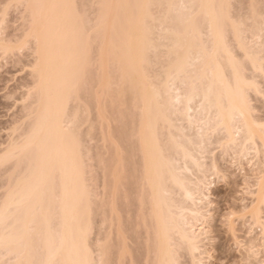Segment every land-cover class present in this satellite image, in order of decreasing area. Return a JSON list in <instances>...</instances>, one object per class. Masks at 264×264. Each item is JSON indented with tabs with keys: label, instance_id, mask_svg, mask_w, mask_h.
I'll use <instances>...</instances> for the list:
<instances>
[{
	"label": "bare ground",
	"instance_id": "bare-ground-1",
	"mask_svg": "<svg viewBox=\"0 0 264 264\" xmlns=\"http://www.w3.org/2000/svg\"><path fill=\"white\" fill-rule=\"evenodd\" d=\"M18 1L19 4L25 5L24 9L29 16L27 21L25 19L27 22V32L25 33V30L23 31L26 37L25 44H27V42L33 44L31 52L34 57L32 62H30V68L28 67L33 79L32 84H30L31 86L28 87L29 89L26 87L28 91L25 92L26 96H29L28 99L32 97V100L29 107H27V112H25L26 118L30 120V122L28 121V129L26 128L27 131L25 133L23 131L21 135L22 138L19 142L15 143L16 140L15 142L11 140L12 142H8L0 151V163L8 159H13L16 171H21V176L15 171V176L16 174L19 175L17 180L15 177L16 182H13L14 184L12 185L10 179L9 183L11 182V184H8L9 188L6 186L2 192L3 194H1L3 199L1 198L2 201L0 200V264H33L34 259L36 262L35 264H37L36 260L39 259H37L39 255L34 259H32V257L38 249L35 250L34 248L38 247L41 242L40 239H42V242L39 246L44 251L43 255H45L41 256L43 262H38L39 264H92V260L96 259L95 261H97L98 259H92L93 246L90 239H88V235L91 233L90 227L92 228V225H90V221L92 220L90 215H92V211L89 205L92 203L90 202L91 200L89 201L88 199L92 193H89L91 194L89 196L88 191L90 187H88L83 177L86 173L85 169L87 168L83 169V167H85L83 166L85 161L80 162L81 159H84L82 158L84 157L83 153L81 154L84 150L82 149V151H80L81 149L79 147L81 146L80 144L83 138L81 142L75 138L80 128L79 125H81L77 124V122H81L78 121V119L80 120L78 117L81 116L82 118V116H84L82 114L87 113H82V111L78 109V106L75 107L74 110L71 105L69 106V103H71L70 100L75 97L80 88L82 89V85L85 82L87 83L89 78L97 76V73L93 76L91 70V67L93 68L94 66H88L89 63H92V61L89 62V59H91L93 54L90 53L92 50L90 48V46H92L90 42H94L98 48H102V46L105 47L106 45L108 53L112 55V58L109 54L107 57L113 59L115 63L114 64L111 60L113 66L115 65V67L111 66L112 69L118 68L122 71L119 72L116 70L118 73L123 74H119L121 79L124 77L125 81L127 80L128 89H132L130 90L131 94L134 91V94L130 96H134V98L141 103L140 105H135L138 108L133 107V112L134 110H136V112L138 111L135 114H138L139 117L137 116V118H140L141 124L138 125V127L135 126V130H132V132L129 131L132 134L125 139V144H127V142L130 144V149L127 146L129 153L127 150L121 151L126 146L123 143L125 146L123 148L120 147L122 144L120 141L124 138L119 139L121 144L119 142L118 144L114 143L115 147L116 145H118V147H114L115 151L113 149L114 152L111 154L119 156H111L117 160H114L115 162L112 163V166L113 164L115 165L116 162V165H118L116 168H114L115 166L113 167V171L116 173H112V176L114 175L112 177L114 184L110 186H112L111 188L113 189L112 191L109 190V193L107 192L108 195L111 193V197L104 191L102 194L103 197L112 199L109 201L110 203L113 202V207L115 204V197L117 198L115 200L117 203L119 191L123 193L120 198L124 201V206L130 201L126 200L128 197L126 195L127 193L131 191V194L135 197L134 200L136 203L135 201L134 203L137 207H135V205L133 206L140 212L139 214V212L136 211L137 214H139V221L142 223L146 221L145 231L142 230L143 227L140 225V227H138V224H136L138 220H135L136 222L134 224V221L131 223L133 226L137 225L139 230L141 228L142 231L137 230L139 231V235L144 231L143 234L145 235V239H143V243H146V246L143 251L147 252H145V257L142 255L143 262L146 264L148 260V264H181L179 261L180 255L182 254L181 252L185 250L184 252L190 254L189 257H191L190 260H192V264H203L201 260L197 259V255L201 254V247H203L202 237H204V228L201 224L204 223L205 215L208 210L209 197L207 191L211 181L206 183L202 180L204 179L202 178V173L205 171V158L208 157L206 155L208 151L205 148L203 149L201 144L207 137L208 130L212 129L214 126H219L224 131L223 138L225 139V144L234 147L235 150L238 148L240 151L239 154L242 157H245L248 153L250 154L251 150L253 155L260 153L259 155L262 156V158H260V165H258L260 168L257 167L259 172H256L258 175L255 177L254 181L255 197L253 192L251 194L254 199L250 202V217L253 220L252 224L255 223V225L258 224V226H260L264 223V221H261L264 216L261 215V205L264 204V123L260 124L257 119H255L253 115L254 108H252L248 96V91L250 90L257 95L261 94L262 90H260L258 86L259 82L253 77H257L256 74L261 75L264 71V57L262 56L263 53L259 52L260 49L258 50V47L257 50L254 49L256 47H251L252 49L250 50V46L242 42V34H232L246 62L241 61L240 63L239 60L236 61L235 56V58L233 57V50L230 51L231 49L227 47L229 42L227 44L225 42L228 36L226 35L225 39L223 37L225 34L223 31H227L224 28L233 27L231 30H234V27L237 25L231 21L233 19L229 20L230 15L228 16L227 13L229 4L226 3V5L223 0H187L183 3L184 5H182L181 8L180 5L179 8L174 9L173 7L176 6H173V4H175L177 0H96L97 3L94 2L96 5L98 4L99 7L95 9L97 15L95 14L96 19L94 23L91 26L89 25V30L92 29V34L89 35L86 34L87 32L89 33L87 30L88 27L86 32V27H84L83 24L86 18L84 19V17L81 16V9H79L81 13L77 11V8V10L75 9L72 4L73 0ZM86 2H88V0H86ZM249 7L253 9V13L256 12L254 10L255 6L253 8L251 6ZM84 8H86V6H84ZM155 8L159 10L158 14L160 13V15H157L156 10V12L154 11ZM249 12H251V10H249ZM255 14H257V12ZM248 15H250V13ZM199 16L203 17L202 21H205L204 25L206 24V28L204 27V29H206V32L208 30L209 34H207L210 37L208 40L211 42L210 47H208L210 50L207 51H204L200 44V25L203 23L200 21L202 24L199 25V21H196ZM250 16L254 19L252 13ZM250 16L248 17L250 18ZM242 22L243 20L241 23ZM244 23H242L243 26ZM240 27L239 31L243 32V29L240 30ZM106 31L107 33H111L110 35L108 34L110 37L107 35ZM259 36H261L260 31ZM242 38L244 39V37ZM160 39L161 42H158ZM263 40L261 41L263 43H259L260 41L258 40V43L261 44L259 47H264ZM2 42L0 37V51L3 52V50H6V46L5 44L3 45ZM158 45L164 46L165 49L163 48V51L161 50L162 52H159L161 54L163 53L162 56L166 58L165 63L168 64L166 65L167 68H163L166 67L163 66L164 63L162 61L163 65L162 63H158L163 66H161L163 70L160 66L159 70L163 72L164 81L158 84L159 86L157 87L154 83L151 82L150 84L146 81L145 68L147 70V67H149L148 65L152 63L151 61L153 59L151 57V52L153 56H156L158 49L156 53L154 52ZM100 48L96 51V55H94V58L96 56L99 61L98 68H96L98 69V73L102 74L104 72L106 75L109 74V72L106 73L104 67H108V65H104L103 62H105V59L103 57L105 56H102V54L107 51H105V49L100 50ZM263 49L261 48L262 51ZM159 52L157 54L158 56ZM257 52L262 54L257 55ZM162 56L160 55L159 58ZM157 59L156 61H158ZM243 59L244 58H242V60ZM247 62L249 64L248 68L250 67L253 73H256L255 75L253 74L250 79L246 77V73L245 76L242 72ZM197 66L200 67H198V72L193 75L189 74L187 68H193L195 70ZM242 66L244 67L242 68ZM112 69L110 68L108 70L111 71ZM149 70L150 69H148V72ZM101 74L97 77H101ZM105 75L100 79H95V81H103L106 78L104 82H107L109 79L107 80L108 76L105 77ZM158 77H160V75H158ZM189 78L190 80H197L199 86H197V84L195 85L199 88L193 87V83L192 89L190 88L186 95L184 94V96H181L183 93L181 94L182 91L179 90V84L186 83V80ZM92 79L89 81L91 82ZM98 82H96V84ZM99 83L100 85L104 84L102 82ZM105 84L107 85V83ZM152 84L155 86H152ZM93 85L96 86L95 83ZM120 85L122 88L123 83ZM120 85L118 87H120ZM123 86L125 87V85ZM104 89L103 87L102 90ZM119 89L118 93L120 90L124 91ZM128 89L125 90L127 91ZM107 90L109 91V89ZM103 94L105 93L102 92V95ZM125 94L124 96L122 95V100L125 99ZM76 97L79 99V93ZM105 97L106 96H104V98ZM95 99L97 100V98ZM118 99L119 98L116 100ZM110 100L109 98L108 101ZM116 100L112 99V101ZM105 101L103 100V102ZM78 102L77 105H79ZM111 102L109 103V108L113 105ZM117 102L119 107V102L121 103V101L119 100ZM132 102L135 103L134 101ZM96 103L98 102L96 101ZM100 103L101 107L103 103L99 101V104ZM105 103L104 105H106ZM73 104H75V102ZM104 105L103 108L105 109ZM177 105L180 107L182 105L183 109L178 114L179 118L181 120L186 119L195 129L194 137L185 135L182 128L180 129L181 126L179 125L178 127L177 123L173 122L175 119L180 120L177 115H174L177 114L175 112L176 110H174V108L178 109ZM82 106L84 105H81V107ZM69 107L71 108L69 109ZM113 108H115V106ZM76 109L81 112V115L78 116ZM133 112L131 114H134ZM82 120L84 119L82 118ZM157 121L165 124L168 128V135L163 141L160 140L162 131L158 132L159 130L156 128ZM132 122L130 124H132ZM73 127L78 129L77 133L75 132L76 129L75 131L72 129ZM88 127L91 126L89 125ZM128 128H130V126ZM173 128L176 129L173 131L170 130ZM18 129L19 128H17V131ZM131 129L134 128L132 127ZM20 132H22V130ZM20 132L19 134H21ZM129 132L126 134H129ZM89 135L88 133L87 137ZM131 136L133 138L135 137V139L133 140ZM130 140H133V142ZM135 140L136 142H134ZM257 140L260 141L259 146L261 148L259 146L257 147ZM119 147L122 149L119 150ZM116 151H120L122 154L126 151L130 155L125 157V154L122 155L120 153V155L119 152L116 154ZM137 154L139 156H137L139 161H135L136 163H134L132 157H136ZM126 160L131 163L129 169L125 168L126 165L124 164ZM102 164L104 166L106 163ZM135 165H137L138 169ZM17 167H20V169L17 170ZM106 167L102 169L107 170ZM107 172L109 171L107 170ZM107 172L105 173L107 174ZM135 173H138V175ZM103 175V178L106 180L108 175L106 177L104 173ZM134 175H137V179L134 178ZM191 175L194 179H192ZM132 178L135 180L132 181ZM107 181L108 179L105 181L108 185ZM128 182H130L129 184L131 187L135 184L136 186H133L132 189L128 186L129 184L126 185ZM126 186L130 188L129 192H127L129 188L126 190ZM175 189L177 190L175 193L179 192L177 193L179 199L176 198L174 192L173 195L176 199L172 197V190L175 191ZM105 191L108 190L105 189ZM132 195L129 193L130 199ZM93 198V200L98 199L95 197V194ZM120 200L118 203L122 204ZM87 201L90 203L88 204ZM104 201L108 202V200ZM105 202L103 203L105 204ZM125 202H127V204ZM130 205H127V207ZM103 206L105 207V205ZM122 208L120 212H118L120 208H118V206L116 208L119 215L122 212ZM116 209H111L113 214H115L114 218L117 216V212L113 210ZM124 209H126V207H124ZM92 210H94V208ZM124 211L126 210H123V212ZM104 212L106 211L104 210ZM124 213L128 214V212ZM129 214L126 219H129ZM102 217L104 219L105 215ZM117 217L115 219H117ZM134 217H136V213H134ZM120 218V220L123 219L122 217ZM50 219L54 223L57 221L58 223H55L56 225L53 224V227L49 226ZM126 219L125 221L127 222ZM145 219H147L148 222ZM102 220H100L102 224H104L105 221L108 222V219L105 221ZM118 220H115V222L117 221L116 225L119 222ZM125 221L124 223H126ZM130 222L128 221V223ZM112 223L114 224V222ZM118 226L121 227V225H117L116 229H118ZM122 226H124V224H122ZM142 226H144V224ZM120 227L116 230L117 232L115 231V233H117L115 240L108 241L109 235L114 233H110V229L106 226L107 229H104L108 230L109 235L106 236V234H108L106 231L107 233L105 232V236L101 240L102 242L98 240L100 241L99 244L93 243L96 247L98 245L97 249L100 253L99 260L101 264H115L114 262L111 263L113 261L112 259L109 261L110 255L112 254H115L114 259L115 256H117L115 261L119 264L122 262L123 264L126 263L123 258L125 252L128 254V258H133L130 253L132 251L128 253L125 251V248L128 250L127 248L129 247H125L123 243L125 241L122 240V237L125 239L126 235L124 236V234H122V227L121 229ZM126 227H131V230H135L132 226L126 225ZM262 227L264 228L263 225ZM262 227L260 226V228ZM263 228L262 230H264ZM31 230L33 232H31ZM100 231L103 232V230ZM133 231L131 232L133 235L138 234V232L134 233ZM124 232L126 233L125 230ZM32 233H35V235ZM36 233L41 237L38 235L39 237H37L36 240H39V242L38 244L37 242L36 244L34 243L33 248V242H35L34 236L37 235ZM131 237L133 236H130V238ZM137 237L138 236H136L135 241L139 240ZM98 238L99 237L96 239ZM128 238L127 236V239ZM99 239H101V237ZM133 239H131V241ZM118 240L119 244H117ZM112 241H117L116 244L114 242L112 243V245L114 244L113 247L110 245ZM114 246L117 248V254L115 253L116 249ZM30 247L32 248L31 250ZM112 248L115 249L114 253H112ZM43 251H37V253L39 252L42 255ZM94 252L93 250V253ZM137 258L135 257L136 260ZM135 259H132L131 262L135 261ZM131 262L129 263L131 264ZM183 263L184 262H182V264Z\"/></svg>",
	"mask_w": 264,
	"mask_h": 264
},
{
	"label": "rangeland",
	"instance_id": "rangeland-1",
	"mask_svg": "<svg viewBox=\"0 0 264 264\" xmlns=\"http://www.w3.org/2000/svg\"><path fill=\"white\" fill-rule=\"evenodd\" d=\"M91 1L90 0H88V2H86V0H73L72 1L73 2L72 4L74 5L75 9L77 8L78 10L77 9L76 10L78 12H80V11L82 12V13L80 12L82 15L80 13H78V14L83 16L84 19L86 18L85 22L87 20V22H86L87 26L85 25V22L83 24H84V27H86L85 31H86V29L88 27L87 30L89 31V33L87 31H86L87 33L86 32L85 33L89 34V35L92 34L91 33L92 29L89 30V28L94 23V21L96 19L95 16L97 15V11L95 9H97L99 7L98 4L96 5V3H97L96 0H91ZM177 1H175V4H173V6H176V7H173L174 9L175 8H179L180 5H181L180 6V8H181L182 5H184L183 3H185L187 0H177ZM176 2H177V5H176ZM223 2H225V4L226 3L229 4V8L227 7L228 16L230 15L229 16V20L233 19L231 21H233L235 25L236 24L238 25V26L236 25V27H234L235 28L234 30H231V29H233V27L232 28L231 27L230 28L227 27V28H224L227 31H223V32H225V34L223 33L224 34L223 35L224 39L226 38V35L228 36V38H226L225 42H226V44L228 42L230 43V44L229 43L227 44L228 45L227 47L229 49H231L230 51L233 50L232 51V53H234V54H232L233 57L235 56L236 58L235 57L234 58L236 59V61L239 60L240 63H241V61L246 62L245 61V57L242 54V52L239 49V47L236 45L237 41L234 39V37H232L233 36L232 34H234V35H237V34L244 35V36L241 35V39L243 40L242 42H245L248 46H250V50L252 48H254V47H256L254 49L257 50V47H258V50L260 49L259 52H262L263 54L257 52L258 53L257 55H261L262 54V56L264 57V49H263L264 47L263 46L259 47L261 45L259 43H263L261 41L264 39V24H263V21H264V0H223ZM84 6H86V8H84ZM249 6H251L252 8L255 6L254 10L257 12V14H255L256 12L253 13L252 12L253 9H250ZM24 7H25V5L23 6V4H19L18 0H0V37H1L2 41H3L2 42L3 45L5 44V46H6V50L5 51L4 50H3V52L0 51V151L3 148V146L8 144V142H10L11 140L13 142H15V140H16L15 143L19 142L20 139L22 138L21 135H22L23 131L25 133L27 131V129H28L27 128V126L29 125L28 121L30 122V120L28 118H26V113L25 112H27V109H28L27 107H29V105L31 103V100H32L31 99L32 97H30V99H28L29 96L28 95L26 96L25 92L28 91L26 89V87L28 88V87L31 86L30 84H32V79L33 78H32V75H31V71H29V68H30L29 66L31 65L30 62H32L34 56H33L32 52H31L32 48H33V46H32L33 44H31V42H27V44H25L26 43V41H25V38H26L25 37V33L27 32L26 31L27 30V22L26 21H27V19H29L28 18L29 16H28V13H26L27 11L24 9ZM79 9H81V10L79 11ZM91 9H93V10H91ZM23 10H25V11H23ZM155 10L157 11V15H160V13L158 14L159 10L156 9V8L154 9V11ZM249 10H251V12H249ZM89 13H90V15H89ZM249 13H250V15L252 13V17L254 16V19H252L251 16L248 15ZM157 15H155V16H157ZM248 16H250L251 19ZM200 17L201 16H199L196 19L197 22L199 21L198 22L199 25L203 23L202 25H200L201 26V28H200L201 31L199 33L200 34L199 37H201V38H199L200 41H201L200 44H201V47L203 48V50L207 51V50H210L208 48L211 45V42L208 41L210 37L208 36V34H209L208 30L206 32V29H204V27L206 28V24L204 25L205 21H202L203 17H201V18ZM25 19H26V21H25ZM198 19H200V20H198ZM82 20H83V18H82ZM242 20H243L242 23H244V22L246 23V24L244 23V26L241 23ZM200 21L202 23H200ZM261 21H262V23H261ZM235 22H237V23H235ZM257 26H258V28H257ZM262 26H263V28H262ZM239 27H240V30L243 29V32L239 31ZM155 30H157V29H155ZM259 31H260V35L261 36H259ZM106 33H107V31H106ZM108 34L110 35L111 33H107V35ZM242 37H244V39ZM257 38H259V39H257ZM23 42H24V44H23ZM158 42H161V39ZM90 43L92 45V46H90V48L93 50V51L91 50L90 53H93L92 54L93 58L91 57V59H89L90 60L89 62L92 61V63H89V65L87 63V65L88 66H92V65L94 66L93 68L91 67V70L93 72V76L96 75V73H97V76H100L101 73H98V69H97L99 61L96 58V56L94 58V55H96V51H98L100 47L98 48L97 45L94 42H90ZM229 45H230V47H229ZM103 47L104 46H102V48H100V50L101 49L102 50L105 49V51H107V52L103 51L106 54V55L104 53L102 54V56L106 57V58L103 57L105 59V60L103 59L105 61L103 63H104V65L107 64L108 67H109L108 68L107 66H105L104 70L106 69V73L109 72V74L105 75L104 72L102 74L105 75V77L106 76L110 77V78L107 77V80L108 79L109 80L108 81L106 80L107 82H104L105 79H106L105 78L103 81H100V80L95 81V79H100V78L104 77L102 74H101V77H99V78L97 76H94V77L91 76L94 80L92 78H89L87 80L89 83L85 82L82 85L83 87L84 86L85 87L83 88L81 86L82 89L80 88L79 91L77 92V94L79 93V99H77L78 97H76L77 94L75 95L76 100H75V97L73 98L75 101L73 99H71V100H73L75 102L76 105L73 104L74 102L71 101V100H70L71 103H69V106L71 105V107H73L72 108L73 110H74L75 107L78 106V109L80 111H82V113L83 112L87 113V114L89 113L88 115L87 114H82V115H84V116H82V118L84 120H82L81 116L78 117V118H80V120L78 119V121H81V122H77V124H81V125L83 124L82 126L79 125L80 126L79 130L76 127H73L72 129L74 131L76 129V131H75L76 133H77V130H78L79 134L77 133L75 138L80 140V142H81V140L83 138V140H82V142L80 144L81 146H79V147L81 149L80 151H82V149L84 150L83 152H81V154L83 153V155H84V157H82L84 159H81V157H80V159H81L80 162L85 161L83 163V166H85V167H83V169H85L86 167L88 168V169L87 168L85 169L86 173L84 172L85 174H84L83 177H84V180H86L85 182L88 185V187H90L89 191H88V194L92 193V195L89 194V196L90 195L91 196L88 199L89 201L91 200L90 202L92 204H89L90 202L87 201L88 204L90 205V209L92 211L91 212L92 215H90V217L92 219V220L90 219L92 221V223L90 221V225H92V228L90 227L91 233H89V235H91V236L88 235V237H89L88 239H90L91 244L93 246L92 249L95 251L93 253V250H92V255H91L93 257L92 259L98 258L97 261H95L96 259L92 260V264H99V262H100V260H99L100 253H99V251L97 249L98 245L96 247V245H93V243L99 244L100 241L104 238L105 232L106 231L108 232V230L104 229V228H106V226H107L108 229H110V233H114L115 234V235L111 234L112 235L111 236V235H109V232H108V234H106V236L109 235V240L108 241L110 242L111 240H115V237H116V234H117V233H115V231L118 230L119 227H120V226H118V229H116L117 225H121L122 234H124V236L126 235L125 239H123V237H122V240L125 241V242H123L125 247H129V248H127L129 251L126 250V248H125V251H127V253L130 252V251L133 252V253L130 252L131 253V257H133V258H128L127 257L128 254H126V252L124 251L125 252V256H123L124 262H126L128 264L129 262H131L132 259L134 260L135 257L137 258V256H138L137 260L135 259V261L131 262V264L132 263L133 264H143L144 263L143 262L144 261L143 260V256L146 255L145 252H147V251H145V252L143 251V249H145V246H146V243H143L144 242L143 239H145V235L143 233H144V231L146 229V224H145L146 221H144V223L139 221L140 218L138 217V215L140 214V212L137 211L136 210L137 208L135 209L134 206H133V205H135V207H137V205L135 204L136 201L134 200L135 197L131 194V191H130V188H129V187H131L130 184H129L130 182L126 183V185L129 184L128 185L129 187L126 186L127 187L126 190H128V188H129V190L127 192L130 191L129 193L133 197L131 196V199H130L129 198L130 197L129 193H127V194L125 193L128 196L126 200H130V201H128V204H127V202H125L127 205L131 204L129 207H127V205L124 206V204H123L124 201L122 200V198H120L123 193H120V191H119L117 203L115 201L117 198L115 197V199H114V202H115L114 207H113V204H112L113 202L111 201L112 203H110V201H109V200H112V199L105 198V197H103V194H102L103 191L107 194V192L109 193L113 189V188H111L113 186V184H114V182H113L114 180L112 178L114 175L112 176V173L113 172L115 173V171H113V170L118 165H116V163H117L116 162L115 165L113 164V166H112V163L115 162L114 160H116V159L112 158L111 156L112 155H113V157L114 156H116V157L119 156V155L111 154V153H113L115 151V148L118 147V145H116V147H115L114 143L118 144L119 139H123L124 138L122 141H120V142H122V144L120 142L119 143L121 144L120 147L123 148L126 145L125 146L126 148L124 147V149L121 150L122 148L119 147L120 148L119 150H121V151L127 150V146L129 148L130 144H128V142H127L128 145L125 144V142H126L125 139H127L128 136L130 134H132L129 131L132 132V130H135V128L138 127V125L141 124L140 118L139 119L137 118L138 114L137 115L135 114L138 111L136 112V110H134V112H133V107L135 108L136 107L135 105H140L141 103L137 99H135L134 96H130V95L134 94V91L131 94L130 90H132V89H130V90L128 89L129 87H127L128 86V82H126L127 80L125 81L124 77H123V79H121L120 75H123V74L122 73H118V71L119 72H122V71L117 68V69H114L115 71L118 70V71L115 72L112 69L111 66H113V63H114L113 59H111L112 55L110 53H108V49H107L106 45H105L106 48L105 47L103 48ZM160 48H162V49H160ZM163 48H164V46L162 47V46L158 45L157 48L155 49L156 51L154 50L155 51L154 53L157 52V49H158V52L159 51L162 52ZM261 48L263 49V51L261 50ZM158 52H157V54H158ZM160 52H159V56L157 54H156V56H153V53L151 52V57L153 59V60L151 59L152 63L150 62L151 64L148 65L149 67H147V70L145 68V71H146L145 74H146V78H147L146 81L148 83H150V84H151V82L154 83L157 87L159 86L158 84H160V83H162L164 81V78H163L164 75L162 74L163 73L162 72V70H163L162 67L166 66L168 64V63L167 64L165 63L166 62L165 61L166 58L164 56H162L163 53L161 54ZM108 54H109V56L111 55L110 56L111 58L107 57ZM160 55L163 58L162 57L159 58ZM157 57H158V59H157ZM154 58H155V61H154ZM242 58H244V59L242 60ZM94 59H97V60H94ZM156 59L158 61H156ZM111 60L113 61V63H112ZM161 61L164 63V65H163V63ZM244 62H242V63H244ZM158 63H160V64L162 63L163 66L158 64ZM159 66L160 67L162 66L161 67L162 70H159L160 69ZM244 66H242V68L244 67L242 69L243 70L242 72L244 74L245 73L247 74V76H246V74H245V76L248 77V79L252 78V75L254 73H253V70H251L250 67L248 68V66H249L248 62ZM113 67H115V65ZM198 67L199 66H197V68H195V70L193 68H192L193 70L187 68L188 71H189V74H192V75L196 74L198 72L199 68H200V67L199 68ZM110 68L114 72L112 70L109 71L108 69H110ZM163 68H167V66L163 67ZM88 69H89V67H88ZM148 69H150L151 71L149 70V72H148ZM263 69H264V65H263ZM152 72H154L155 74L152 73ZM263 72L261 73V75L260 74L258 75V74L255 73L257 75V77L259 76L258 78L257 77H253L255 80H257L260 83V84L258 83V86L260 87V90H262L261 94L257 95L252 90L248 91L249 100L251 101L250 104L252 105V108H254L253 109V111H254L253 115H254L255 119H257L258 123H260V124L264 123V76H263L264 73ZM118 75H119V79H118ZM158 75H160V77H158ZM112 78H116V79H112ZM90 79H92L91 82L89 81ZM118 80H120V81H118ZM98 81L104 83V84H102L103 86L100 85V83ZM157 81H159V82H157ZM96 82H98V83L96 84ZM94 83H95L96 86L93 85ZM105 83H107V85ZM122 83H123V85H125V87L122 85V88H121L120 84H122ZM125 83H127V84H125ZM193 83H194V86H193ZM154 84H152V86H155ZM195 84H197V86H199L197 80H195V79L194 80L193 79L190 80V78L186 80V83H180L179 84V86H180L179 90L182 91L181 94L183 93L181 96H184V94L186 95V93L189 92L190 88L192 89V86L196 87V88H199ZM119 85H120V87H118ZM97 86H98V89H97ZM99 87H101V88H99ZM103 87L105 88L104 90H102ZM112 88H113V90H112ZM119 88L124 90L125 92L121 91ZM107 89H109L110 92ZM118 89L120 90L119 93H118ZM125 89H128L127 90L128 92ZM89 90H93V91H89ZM111 91H113V92H111ZM129 91H130V93H129ZM85 92H87V93H85ZM102 92L105 93V94L102 95ZM107 92H108V94H107ZM125 93L128 95V97H127V95ZM124 94H125V97H124L125 99L122 100ZM117 95H119V96H117ZM104 96H106V97L104 98ZM113 96H116L119 99L116 100L117 98L113 97ZM126 97H127V99H126ZM95 98H97V100ZM109 98L111 99L110 101H108ZM112 99L116 100V101H112ZM130 99H132V100H130ZM80 100H81L82 104L80 103ZM103 100L104 101L106 100L105 101L106 103L103 102ZM119 100L121 101L122 104L119 102V107H118V105H117L118 102L117 101H119ZM128 100H130V101L127 102ZM96 101L98 103H96ZM99 101L103 103L101 107H100L101 103L99 104ZM132 101H134L135 103H138V104H135ZM77 102H78V104L80 106L77 105ZM110 102L113 104V105L111 104L112 105L110 107L111 109L109 108V106H110L109 103ZM23 103L24 104L27 103V104L24 105ZM104 103L106 105H104ZM72 104H73V106H72ZM123 104L125 105V108H124ZM131 104H133V105H131ZM81 105H84V106L81 107ZM103 105H104L105 109L103 108ZM114 106H115V108L116 107L117 108L116 109L113 108ZM120 106H122V107H120ZM71 107H69V109ZM23 108H25V109H23ZM83 108H84L85 111L83 110ZM136 108H138V107H136ZM78 109H76L77 110L76 112H77V114L79 116V115H81V112ZM113 109H114V111H113ZM117 109H118V111H117ZM129 110H130V112H129ZM174 110H176L175 112L177 113V114H174V115L175 116L177 115V117L179 118L178 114H179V112H181V110H183L182 109V105H181V107L178 106V109L174 108ZM103 111H104V113H103ZM76 112L74 111L75 114H76ZM118 112H120V113H118ZM132 112L134 114H131ZM104 116L106 117V119H105ZM175 116H173V117L176 118ZM93 119H95V120H93ZM97 120H98V123H97ZM23 122L25 123V125H24ZM100 122H101V124H100ZM131 122H132V124H130ZM173 122H176L178 127H179V125L181 126L180 129L182 128V131H183V133L185 135L191 136V137L195 136L194 135L195 129L193 128V126L190 123L187 122L186 119H182V120L181 119L180 120H176L175 119ZM87 123L88 124L90 123L89 125L91 127H88L89 125ZM129 126H130V128H128ZM132 127L134 129H131ZM13 128L15 129L17 134L15 133ZM17 128H19L18 131H17ZM156 128L159 130L158 132L162 131L161 134H160L162 139L160 138V140L163 141L164 138H166L167 135H168L167 126L165 124H163V123H160V121L159 122L157 121ZM175 129L176 128H173V129H170V130L173 131ZM21 130H22V132H20ZM85 130L90 134L88 137H87L88 133ZM19 132L21 134H19ZM127 132H129V134H126ZM84 133H86V134H84ZM121 134H124V135H121ZM11 135H12V137H11ZM164 135H165V137H164ZM80 136H81V138H80ZM103 136H104V138L106 140L103 138ZM131 137H130V139H131ZM223 137H224V131L219 126H214L212 129L208 130L207 137L204 139V142L201 144V147L203 149L204 148L207 149V151H208L206 153V155L208 157L205 158V163H206L205 171H204V173H202V175L204 176V177L202 176V178H204V179H202V180L204 182H206V183L210 182V181L211 182L208 185L209 188H208V191H207L208 197H209V204L207 206L208 210H207L206 215H205L204 223L201 224L202 227L204 228V232H203L204 233L203 234L204 237H202L203 238V240H202L203 241L202 242V246L203 247H201L202 251H201L200 255L199 254L197 255V259L201 260L203 264H261L262 261H263L262 264H264V230H262V228H263L262 225L264 226V223H262L260 225L262 227V228H260V226H258V224L257 225H255V223L252 224L253 220L250 217V210H251V207H250L251 203L250 202H252L254 197H255V195H254L255 194L254 193V191H255V186H254L255 182L254 181H255V177L258 175L257 173L259 172V169L257 167H259L258 165H260V160H261L260 158H262V156L259 155L260 153H257L258 155L254 154L255 155L254 156L253 153H252V150H251V152L249 151L250 154L248 153L245 157L244 156L242 157L239 154L240 151L238 150V148H236V150H235L234 147L225 144V139ZM134 139H135V137L133 138V140ZM133 140H130V141L133 142ZM165 141H166V139H165ZM258 141L259 140H257V143H258L257 147L260 145V141L259 142ZM112 142H113V144H112ZM131 142H129V143H131ZM134 142H136V140ZM123 143L125 145H123ZM113 149H114V151H113ZM129 149L127 150V152L129 151ZM118 152H119V154L121 153L120 151H116V154ZM125 152L123 153V154L126 155L125 157L130 155V154H128L129 152L128 153L127 152L125 153ZM253 152H254V149H253ZM106 155H107V157H106ZM137 156H138V154L136 155V157L135 156L132 157V159L134 160V163L139 161V158H138L139 156L138 157ZM108 157L110 158V160H109ZM107 159H108V161H107ZM101 162L108 164V165L105 164L107 167L105 165L103 166V164ZM0 164H1L0 165V200H1V198H2L1 194H3L2 192L5 189V187L8 186V184H11V182H12V185H13L16 182L18 176L19 175L21 176V174H20L21 171L19 170L20 167H17L18 168L17 170H19V171H16V168L14 167V160L13 159L12 160L8 159L6 161L1 162ZM130 164L131 163H129L126 160V163L124 165H126L128 167L125 166V168L129 169V166H131ZM102 166L106 167L109 172H107V170H103ZM108 166L110 167V169H109ZM135 166L137 168V165H135ZM257 169H258V171H257ZM214 170L216 171V173H215ZM15 171L18 172L19 175L16 174V176H15V173H16ZM102 171L107 172V174L105 172H102ZM213 171H214V173H213ZM103 173L105 174V177L107 175L109 177V178L108 177L106 178V180L108 179V181H107L108 185L105 182L106 181L105 178H103V176H104ZM138 173H135V174L138 175ZM200 174H198V175H200ZM137 175H134L135 179H137ZM15 177H16V180H15ZM191 177H192V179H194L192 175H191ZM134 178H132V181L135 180ZM12 179H14L15 181L12 180ZM9 180L11 181L10 183H9ZM127 180H128V178H127ZM103 181H104V185H103ZM111 184H112V186H110ZM133 186H136V184L133 185ZM133 186L131 187L132 189H133ZM7 188H9V186ZM103 188H105L108 191H105V189H103ZM176 191H177L176 189H175V191L172 190L173 199H176V198L179 199L178 196H177V193H179V192L175 193ZM173 192L175 193L174 195H176V198L173 195ZM252 192H253L254 197H252L253 195H251ZM94 194H95V197H97L98 199L93 200L94 199L93 198ZM110 195H111V193L108 196L111 197ZM99 197H101V198H99ZM103 198H104V200H108V202H105L103 200ZM132 198H133V200H132ZM99 199H100V201H99ZM119 200L122 202V204L118 203ZM1 201H0V204H1ZM134 201H135V203H134ZM103 202H105V204ZM100 204L105 205V207L107 209L103 205H100ZM109 205H111V206H109ZM115 205H117L118 208H120L118 212H120V210H121V208L123 206L126 207V209H124V207H123L122 208V212H121L122 214L120 213V215H119L118 212H117V209H116L117 206H115ZM263 206H264V204L261 205V213H262L261 215H264ZM91 207H93L94 210H92L93 208H91ZM101 207H102V209H101ZM109 207H110V211H109ZM112 208L116 209V210H113V211H116L117 212L116 215L118 217L119 216L122 217L123 221L120 220L121 219L120 217L118 218L116 216L117 219H115L116 217L114 218L115 214H113V212L111 210ZM104 210L106 212H104ZM123 210H126L124 212H128V214L130 213L129 214V219H126V218H128V214L127 213L125 214L123 212ZM136 211L139 212V214H137ZM116 212H114V213H116ZM133 212L136 213V217L138 219L136 217H134V213ZM110 213H111V215H110ZM97 214H99V215H97ZM102 214L105 215L104 219L102 217L104 215H102ZM94 215H95V217H94ZM108 215H110L111 218ZM130 216H131V218H130ZM93 217H94V219H93ZM105 218L108 219L107 220L108 222L105 221L106 220ZM102 219L105 221L104 224H102L101 221H100ZM110 219H112V220H110ZM125 219L127 220V222L125 221ZM115 220H118L119 224L117 223V225H116L117 221L115 222ZM130 220H131V222H130ZM135 220L136 221L138 220V222L136 223V224H138V227H140V226L143 227L142 230H144V231L142 233L140 232L141 235H139V231H142L141 228L139 230L137 225L133 226V224L136 222ZM145 220H147V219H145ZM50 221H51V219L49 220V226H52L53 224L58 223L57 220H55V221H57L55 223L53 221H51L52 224L50 223ZM124 221L126 223H124ZM128 221L130 223H128ZM261 221L262 222L264 221V216H263V219ZM112 222H114V224ZM120 222L122 224H124V226H122V224ZM132 222H133V224L131 225ZM147 222H148V220H147ZM143 224H144V226H142ZM126 225L127 226H132L135 230L134 231L131 230L132 228L131 227L128 228V227H126ZM112 226H114L115 228L112 227ZM121 227H120V229H121ZM123 227H124V230L126 231V233L124 232ZM129 229H130V231H129ZM100 230H103V232L100 231ZM137 230H139V231H137ZM132 231L134 233L138 232V234H134L135 235V237H134L133 233H131ZM31 232H33V231L31 230ZM33 235H35V233ZM38 235L39 234L34 236V241L35 242H33V248H34V243L36 244V242H37V244H38V242H39V240H36V238L40 236V235L39 236ZM127 236L129 237L128 239H127ZM130 236H133V237L130 238ZM136 236H138L137 237L139 239V240L137 239L138 241H135L136 240L135 239ZM97 237H99V238L101 237V239H99V238L96 239ZM142 237H144V238H142ZM140 238H142V239H140ZM131 239H133L132 240L133 242L131 241ZM252 239L254 241L255 240L256 241L254 242ZM96 240L97 241L100 240V241L97 242ZM141 240H142V242H141ZM40 241L42 242V239H40ZM41 242L39 243V245L41 244ZM113 242L116 244L117 241H112L110 245H112ZM126 242H128V243H126ZM117 244H119V240H118ZM39 245H38V247H36L34 249L36 250L38 248L37 251H43L40 248ZM113 245L111 247H113ZM254 245H255V247H254ZM115 246H114V248L116 250L114 248H112L113 249L112 253H114V250H115L116 251L115 253L117 254V248ZM31 249L32 248L30 247V250ZM37 251H35V253L33 254L32 259L36 258L37 255H39L37 257V259L38 258L39 259L36 260L37 264H39L38 262H40V263L43 262V258H41V256H44L45 254L43 255L44 251L42 252V255L39 252H38L39 253L38 254ZM184 251L185 250H183L181 252L183 255L182 254L180 255V259H179L180 263L182 264V262H184L183 264H192L193 262H192V260H190L191 257H189L190 254H187L188 252L186 253ZM114 255L113 254L110 255L111 257L109 258L110 259L109 261H111V259H112L113 261L111 263L114 262L115 264H119V263H117L115 261L117 256H115V259H114ZM32 259H31V262H32ZM146 259H148V258H146ZM121 260H122V258H121ZM117 261H118V259H117ZM127 261H129V262H127ZM119 262H121V261H119ZM147 262H148V260L146 261V264H148ZM35 263L36 262H35V259H34V263L33 264H35ZM100 264H101V262H100ZM121 264H123V262Z\"/></svg>",
	"mask_w": 264,
	"mask_h": 264
}]
</instances>
